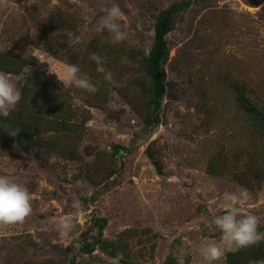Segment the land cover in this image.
I'll return each instance as SVG.
<instances>
[{"label":"rangeland","instance_id":"374dc122","mask_svg":"<svg viewBox=\"0 0 264 264\" xmlns=\"http://www.w3.org/2000/svg\"><path fill=\"white\" fill-rule=\"evenodd\" d=\"M112 4L128 33L122 43H106L104 67L115 83L96 71L87 51L101 40V8ZM172 4L182 7L165 36L159 121L148 125L151 107L138 78H148L143 59L155 22ZM55 14L70 26L39 41ZM3 50L35 57L46 73L78 64L98 90L66 88L50 74L59 89L48 101L70 110L78 128L57 129L47 115L41 134L53 141L50 151L0 147V175L27 187L33 207L25 223L0 228V264H176L181 248L186 264H200L201 241L219 240L210 221L222 214L226 194L244 199L242 212L259 216L264 228V132L236 95L243 85L264 114V0H6ZM30 68L0 73L19 89ZM74 197L83 208L62 237L55 225L73 213ZM88 243L92 251L83 249ZM227 254L214 264H229Z\"/></svg>","mask_w":264,"mask_h":264},{"label":"trees","instance_id":"16d2710c","mask_svg":"<svg viewBox=\"0 0 264 264\" xmlns=\"http://www.w3.org/2000/svg\"><path fill=\"white\" fill-rule=\"evenodd\" d=\"M180 7H182L181 4H172L158 15L154 27L153 46L148 56L143 59V67L148 78L140 76L138 84L141 86L142 93L148 98L147 107H151L144 118L148 125L159 121V108L165 92L162 67L168 55L165 36L172 27V14ZM69 26L59 14L49 16L40 32L39 41L46 40L56 27L67 28ZM88 47L89 57L93 53L104 59L110 55H108L111 48L109 44L101 43L98 38L89 43ZM91 62L95 63L92 60ZM28 67L31 68L25 73L19 86L22 97L20 102L14 109L10 110L7 117L0 116V147L9 148L17 145L27 149L29 146L37 144L50 151L53 148V141L41 134V130L46 124L45 117L49 115L50 124L64 131L77 129L78 123L73 121V114L70 110L65 111L60 106L54 105L55 103L48 101L51 96L57 97L59 82L52 75L36 68L37 60L35 57H23L9 50L0 51V71L21 74ZM236 95L242 107L252 117L254 124H261L264 132V114L251 100L243 85H236ZM122 152L123 148L115 147L114 153L117 156ZM105 224V219L99 220L97 224L99 234ZM260 230L264 231V228L261 227ZM93 247L94 243H88L83 249L92 251ZM259 259H264V242L258 246L242 249L236 253L228 252L227 254L229 264H250L251 261Z\"/></svg>","mask_w":264,"mask_h":264},{"label":"clouds","instance_id":"9594fccd","mask_svg":"<svg viewBox=\"0 0 264 264\" xmlns=\"http://www.w3.org/2000/svg\"><path fill=\"white\" fill-rule=\"evenodd\" d=\"M2 4H6V0H0V5ZM101 11L103 15L95 26V32L101 37V43L117 45L124 42L128 33L123 28L121 22L123 13L119 6L112 4L102 7ZM105 33H107L106 37ZM89 59L96 63V71L103 74L105 81L115 83L112 73L104 67L102 57L93 53ZM80 72L79 65L74 63H64L59 71L48 68V73L55 74L64 87H75L95 93L97 87L88 78L82 77ZM21 98V92L15 84L5 74L0 73V116L7 117ZM87 195L90 197L92 193L89 192ZM245 203L244 199L236 195H225L222 214L214 215L210 221L220 234L219 240L201 241L197 249L200 264H214L224 256L225 252L236 253L264 242V231L260 230L261 218L253 212H242ZM71 208L73 213L61 216L55 225L62 237H67L75 228L74 219L82 211V200L74 197ZM32 212V195L27 187L9 176L0 175V228L23 224ZM188 255L185 249H179L175 256L176 264H186ZM250 264H264V259L251 261Z\"/></svg>","mask_w":264,"mask_h":264},{"label":"water","instance_id":"95a60500","mask_svg":"<svg viewBox=\"0 0 264 264\" xmlns=\"http://www.w3.org/2000/svg\"><path fill=\"white\" fill-rule=\"evenodd\" d=\"M158 171H159V172H161V169H160V168H158Z\"/></svg>","mask_w":264,"mask_h":264}]
</instances>
